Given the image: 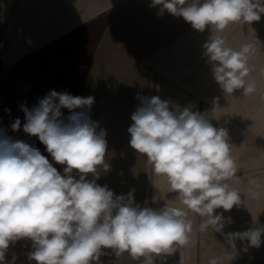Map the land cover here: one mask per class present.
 Wrapping results in <instances>:
<instances>
[{"label": "clouds", "instance_id": "clouds-1", "mask_svg": "<svg viewBox=\"0 0 264 264\" xmlns=\"http://www.w3.org/2000/svg\"><path fill=\"white\" fill-rule=\"evenodd\" d=\"M149 7L157 8L159 16L167 12L196 31L210 32L203 54L225 95L256 91L255 82L247 79L254 45L236 49L221 34L233 24L259 22L264 0H151ZM137 98L140 105L127 129L129 145L145 158L154 176L166 180L167 192L175 194L179 206H141L134 189L116 195L98 184L110 164L107 133L88 114L95 98L51 90L31 109L20 106L23 132L37 138L48 155L0 134V264H9L8 250L20 241L30 242L28 259L35 264H103L105 250L116 256L127 253L139 264H155L156 258L189 243V213L201 218V232L211 229L224 236L229 264L237 240L247 242L245 251L264 243V225L223 231L233 223L223 213L243 203L228 183L238 172L228 130L214 126L207 113L191 105L173 107L159 96ZM5 111L10 114L11 109ZM11 129H21L19 118ZM157 199L164 197L154 196L153 203ZM208 264H223V259L212 257Z\"/></svg>", "mask_w": 264, "mask_h": 264}, {"label": "rangeland", "instance_id": "rangeland-1", "mask_svg": "<svg viewBox=\"0 0 264 264\" xmlns=\"http://www.w3.org/2000/svg\"><path fill=\"white\" fill-rule=\"evenodd\" d=\"M54 1L50 0V6ZM84 1H76L83 4L77 5L76 12L72 9L74 14L69 13L67 20L78 12L83 14ZM44 2L34 0L18 14V60L5 64L0 58V134L23 140L48 155L37 138L23 132L25 119L20 106L31 109L51 90L93 96L96 102L130 114L140 105L138 96H159L173 107L191 105L193 110L207 113L214 126L228 130L238 165L236 177L228 183L241 194L244 204L223 213L233 221L223 231L243 232L264 225V15L251 26L233 24L221 34L230 47L239 49L244 43L255 47L247 79L255 82L256 91L244 95L236 90L225 95L203 54L210 32L196 31L182 17L167 12L157 15L158 9L149 7L151 0H98V15L94 23L89 21L95 27L91 32L81 30L77 32L83 31L81 37L72 34L46 44L38 39L43 34L39 31L42 20H50L58 11L52 7L47 10ZM22 40L36 45L27 51L20 44ZM5 109H11L10 114ZM16 118L21 121V129L13 132L11 124ZM154 196L164 199L153 203ZM174 197L167 192L166 180L154 176L148 167L135 202L141 206L147 202L153 208L163 207L165 202L179 206ZM189 219L193 221L189 243L156 258L155 264H208L212 257L229 264L224 259L230 251L224 236L211 229L201 232V218L195 214L189 213ZM245 247L246 241H236L237 253H231L235 257L231 264H264V243L247 251ZM30 250V242L20 241L9 248L6 260L9 264H30ZM106 264L139 262L127 253L116 256L111 251Z\"/></svg>", "mask_w": 264, "mask_h": 264}, {"label": "water", "instance_id": "water-1", "mask_svg": "<svg viewBox=\"0 0 264 264\" xmlns=\"http://www.w3.org/2000/svg\"><path fill=\"white\" fill-rule=\"evenodd\" d=\"M72 95L77 94L72 93ZM88 114L107 133L106 162L110 164V171L107 173L102 171L97 183L101 186L107 185L116 195L126 194L134 189L136 197L149 166L145 158L129 145L130 134L127 129L132 124V114L96 101ZM68 115L69 112L66 109L64 116ZM49 159L51 160L50 156ZM55 166L62 172V166ZM105 251L106 254L101 258L103 264L107 263L112 250ZM30 264L35 262L30 261Z\"/></svg>", "mask_w": 264, "mask_h": 264}, {"label": "crops", "instance_id": "crops-1", "mask_svg": "<svg viewBox=\"0 0 264 264\" xmlns=\"http://www.w3.org/2000/svg\"><path fill=\"white\" fill-rule=\"evenodd\" d=\"M76 1L77 0H56L50 6V0H45L43 6H45L47 10L52 7L53 10L56 8L58 12L53 14V18H50V20L49 18L48 20H42V27L39 31L43 32V34L39 35L38 39L42 40L43 44L54 39L66 38L72 34L74 37H81L80 35L83 31L88 32V30L90 31L95 28L92 23L95 22L93 19L97 17L99 12V9H96L98 0H85L84 6L81 9L85 10L83 14H79L78 12L74 17L67 20L66 17L69 13L74 14L73 11L75 10L76 12L77 5L83 2L76 3ZM33 3L34 0H0V58H4L5 64L14 63L19 58L18 54L21 52H19L20 49L18 46V14L20 10L30 5L32 6ZM85 3H88L87 5L89 6H85ZM91 20H93L92 23L89 22ZM50 22L53 24L51 27ZM24 29L27 30L26 27ZM81 30L83 31L80 34L77 33ZM12 33L15 34L12 35ZM20 44L27 51H30L35 47L34 45H36L35 42L29 43L25 40H22ZM123 45H125V42Z\"/></svg>", "mask_w": 264, "mask_h": 264}]
</instances>
